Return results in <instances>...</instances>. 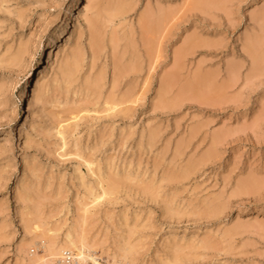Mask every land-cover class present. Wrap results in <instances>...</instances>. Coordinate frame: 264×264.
Masks as SVG:
<instances>
[{
  "label": "rangeland",
  "instance_id": "374dc122",
  "mask_svg": "<svg viewBox=\"0 0 264 264\" xmlns=\"http://www.w3.org/2000/svg\"><path fill=\"white\" fill-rule=\"evenodd\" d=\"M77 1L0 0V264H264V0Z\"/></svg>",
  "mask_w": 264,
  "mask_h": 264
},
{
  "label": "bare ground",
  "instance_id": "6f19581e",
  "mask_svg": "<svg viewBox=\"0 0 264 264\" xmlns=\"http://www.w3.org/2000/svg\"><path fill=\"white\" fill-rule=\"evenodd\" d=\"M79 1L80 0H78L77 3ZM89 1L92 3L91 5L93 7H96L98 5L99 0H89ZM263 3H264V1H263ZM60 46L62 47L63 45H60ZM62 49H63V47L61 48L60 51H62ZM72 59H73L72 60L73 62L76 60L74 58H72ZM69 63H71V62H69ZM69 63H68V65H70ZM109 191H108V188L106 187L105 189H103L102 195H100L98 198L104 197L106 194L108 195ZM54 245H55L54 242L52 244H50V247L52 249H48V252H49L48 256L62 258L63 255H68V256L70 255V259H73L74 262L85 261L87 258L90 257V255L86 252L87 246L85 243V238L83 236H81L79 238H75V239H72L70 236H68L66 238L65 242L62 243L60 246H58L56 249H53Z\"/></svg>",
  "mask_w": 264,
  "mask_h": 264
},
{
  "label": "snow or ice",
  "instance_id": "6c2138e0",
  "mask_svg": "<svg viewBox=\"0 0 264 264\" xmlns=\"http://www.w3.org/2000/svg\"><path fill=\"white\" fill-rule=\"evenodd\" d=\"M88 7H89V5H85V12H87ZM257 7H259L261 12L264 13V3L258 4ZM249 10H251L252 12L255 11V9H253L252 5H250V4L245 6V7H242L241 10H240L241 13L245 16L246 19H247V16L249 14ZM237 51H240V46L239 45H237ZM240 58H241V61H243L245 63L247 62L248 58L246 56H244L242 53H241V57ZM262 111H264V109H262Z\"/></svg>",
  "mask_w": 264,
  "mask_h": 264
}]
</instances>
